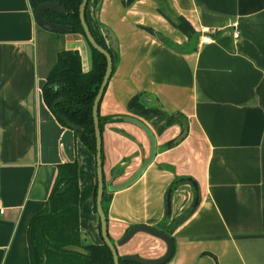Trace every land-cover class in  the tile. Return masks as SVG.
I'll return each mask as SVG.
<instances>
[{"label":"crops","instance_id":"0c3cea01","mask_svg":"<svg viewBox=\"0 0 264 264\" xmlns=\"http://www.w3.org/2000/svg\"><path fill=\"white\" fill-rule=\"evenodd\" d=\"M86 11L91 31L114 50L116 69L100 116L136 117L156 137L145 172L103 195L117 253H165L166 244L144 232L118 240L135 224L158 228L176 178L185 181L171 193L169 221L186 214L194 202L189 177L200 201L170 234L174 252L163 264H264V0H91ZM212 30L213 41L203 43ZM38 33L31 0H0V264H30V219L65 161L77 163L80 231L94 244L103 241L94 208L95 156L43 101L49 68ZM62 38L89 70L84 37ZM170 116L176 121L166 124ZM177 116L187 119L188 133L165 148L182 134ZM101 134L104 180L117 184L148 156L150 142L124 119L105 122Z\"/></svg>","mask_w":264,"mask_h":264},{"label":"trees","instance_id":"16d2710c","mask_svg":"<svg viewBox=\"0 0 264 264\" xmlns=\"http://www.w3.org/2000/svg\"><path fill=\"white\" fill-rule=\"evenodd\" d=\"M45 1L58 3L62 6L63 10L61 13L44 10L43 17L53 23L69 25L70 33L82 34L87 42L85 32H83L81 26L80 16H78L79 6L82 0H31L32 8L34 9L37 5ZM86 21L89 26L87 15ZM92 34L94 39L111 54L113 60V75L116 69L113 51L107 48L94 32ZM87 44L91 50V68L84 70L82 67L79 50L62 48L55 53V60L46 71L42 97L59 123L66 126L62 121V118L66 117L80 128L78 131L74 130L75 135L78 136L80 141L95 156L96 140L92 106L106 70V58L97 49H93L88 42ZM98 117L101 130L105 122L122 119L120 116H116L115 118L102 117L99 114V109ZM173 121H176V117L170 116L166 120V124H170ZM178 143L176 139L170 140L167 141L164 147H171ZM102 160H104L103 151ZM57 169V175L45 205L41 210L32 215L26 231L30 264H113V255L106 243L102 241L101 244H94L80 231L77 163L75 161H65V163L58 164ZM180 182H182L181 178H176L168 189L172 188L174 190ZM104 185L106 192L108 185L105 182ZM96 193L97 186L95 188L94 202ZM94 208L96 210V202ZM103 210L107 219L104 202ZM190 210L191 208L187 210L188 212L186 211V214L173 221H169L170 217L165 215L164 220L158 228L170 235L186 219ZM110 239L114 243L111 237ZM69 246L80 247L84 252L81 253L69 249ZM119 257V264H135L123 261L121 260V256ZM214 264L219 263L215 261Z\"/></svg>","mask_w":264,"mask_h":264},{"label":"water","instance_id":"95a60500","mask_svg":"<svg viewBox=\"0 0 264 264\" xmlns=\"http://www.w3.org/2000/svg\"><path fill=\"white\" fill-rule=\"evenodd\" d=\"M90 0H82L79 6L78 10V16H80V22L83 29V32H85V37L87 39V42L91 45L93 49H97L100 53H102L106 58V70L103 75L101 85L97 91V94L94 98V103L92 106V117H93V124H94V134H95V166L97 168L96 176H97V193H96V210L98 219H100V234L103 238V241L108 246L110 252L113 255V264H119V260L121 256V260L128 261L132 263H138V264H163L170 260L171 256L173 255V249H174V241L172 239L171 235H168L166 232L162 231L159 228H156L154 226L150 227L144 224H135L134 226H131L126 230V232L122 235V237L118 240V244H124L128 242L131 238L134 237L135 233L137 232H144L148 235H153L160 240H162L166 244V250L165 253L160 257H154V258H146L142 257L138 254H125V255H119L117 253L116 245L112 243L110 237L108 236V225H107V219L105 217V213L103 210V195L105 193V185H104V168H102L103 160H102V134L100 129V120L98 117V109L101 102L102 95L108 85V81L112 75L113 71V60L112 56L109 53L107 49H104L95 39L92 34V32L89 29V26L86 21V15L85 10L87 7V4ZM44 10H51L56 13H61L63 10L62 6H60L58 3L45 1L44 3H41L37 5L33 9V17L37 23L38 26H40L43 29L49 30L54 33L62 34V33H70V26L67 24H57L50 22L45 17H43ZM111 39V45L113 48H116V37L113 32L108 31ZM60 100V99H59ZM122 119H124L128 123H133L136 126H138L148 137L150 142L149 147V154L148 156L140 163L138 168L133 172V174L126 178L125 180L121 182H117V184H108L107 191L109 192H117L118 190L125 189L131 185L145 172V170L148 168L150 163L154 160L155 155L157 153L156 150V137L154 133L151 131L150 128L147 127V125L141 121L140 119L136 117H130V116H120ZM177 119L179 120L181 126H182V134L176 138L177 142H180L184 139V137L187 135V119L184 116H177ZM62 121L71 129L78 131L80 128L73 123L70 119L64 117L62 118ZM187 179L193 186L194 189V202L193 206L191 208V211L194 210L198 204H199V189L197 183L191 179V178H185ZM183 180V179H181ZM185 181V180H184ZM172 188H169L166 192L165 201H166V215H170V207H171V193ZM69 249L78 251L83 253L84 250L80 247L76 246H69Z\"/></svg>","mask_w":264,"mask_h":264},{"label":"rangeland","instance_id":"374dc122","mask_svg":"<svg viewBox=\"0 0 264 264\" xmlns=\"http://www.w3.org/2000/svg\"><path fill=\"white\" fill-rule=\"evenodd\" d=\"M38 34H39L38 43H39L40 58L41 61H43L44 63L43 67L45 69H48L55 60V53L63 48L65 41L63 40L62 37L66 33L56 34L49 30L43 29L39 26ZM58 36H60V38ZM107 48L111 49L109 46H107ZM111 50L114 51L113 49ZM104 182L106 185H108V183L105 180Z\"/></svg>","mask_w":264,"mask_h":264},{"label":"built area","instance_id":"2783aa9c","mask_svg":"<svg viewBox=\"0 0 264 264\" xmlns=\"http://www.w3.org/2000/svg\"><path fill=\"white\" fill-rule=\"evenodd\" d=\"M215 32H216V30L215 31L214 30L208 31L207 34H205V35H203L201 37V41L203 43H210V42H212L213 41L212 35L215 34ZM238 37H239V32L236 30V31H234V38H238ZM4 211H5V207H3V206L0 205V214H3Z\"/></svg>","mask_w":264,"mask_h":264}]
</instances>
